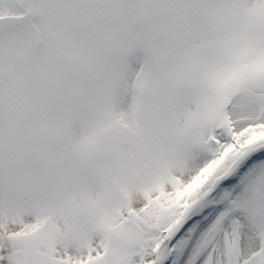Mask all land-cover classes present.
Segmentation results:
<instances>
[{"label": "snow or ice", "instance_id": "obj_1", "mask_svg": "<svg viewBox=\"0 0 264 264\" xmlns=\"http://www.w3.org/2000/svg\"><path fill=\"white\" fill-rule=\"evenodd\" d=\"M0 264H264V0H0Z\"/></svg>", "mask_w": 264, "mask_h": 264}]
</instances>
